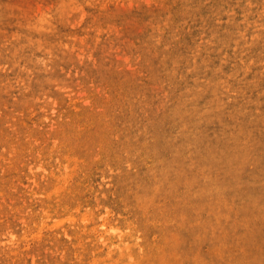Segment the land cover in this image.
I'll return each mask as SVG.
<instances>
[{"label": "rangeland", "instance_id": "rangeland-1", "mask_svg": "<svg viewBox=\"0 0 264 264\" xmlns=\"http://www.w3.org/2000/svg\"><path fill=\"white\" fill-rule=\"evenodd\" d=\"M0 264H264V0H0Z\"/></svg>", "mask_w": 264, "mask_h": 264}]
</instances>
